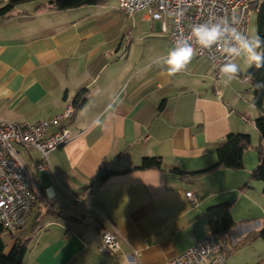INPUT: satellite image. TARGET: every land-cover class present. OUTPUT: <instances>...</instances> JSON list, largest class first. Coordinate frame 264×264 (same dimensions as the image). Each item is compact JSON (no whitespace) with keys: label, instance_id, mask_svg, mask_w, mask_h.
Listing matches in <instances>:
<instances>
[{"label":"crops","instance_id":"crops-1","mask_svg":"<svg viewBox=\"0 0 264 264\" xmlns=\"http://www.w3.org/2000/svg\"><path fill=\"white\" fill-rule=\"evenodd\" d=\"M48 1L20 2L0 20V118L34 123L84 101L67 123L72 138L48 153L50 171L35 169L36 148L16 147L40 195L6 249L25 242L19 264H126L131 249L144 264L165 261L208 233L207 206L245 194L252 151L243 169L213 168L216 145L249 126L258 134V111L250 100L253 122L240 112V76L225 87L202 58L167 76L170 41L145 12L128 17L118 0L63 10ZM144 156L161 168H135ZM105 229L119 237L113 257L98 248Z\"/></svg>","mask_w":264,"mask_h":264},{"label":"built area","instance_id":"built-area-1","mask_svg":"<svg viewBox=\"0 0 264 264\" xmlns=\"http://www.w3.org/2000/svg\"><path fill=\"white\" fill-rule=\"evenodd\" d=\"M249 2L250 0H118V7L128 17L143 11L151 20L159 21L170 41V50L175 47L178 38L187 39L197 50L195 56L212 63L220 77V68L230 59L224 52L227 42L210 49L201 48L191 36V28L212 15L236 16L239 20L237 27L247 33ZM244 79L249 81L247 76ZM74 109L73 103H69L61 113L34 123L0 118V223L9 232L14 233L24 226L40 195L33 174L20 158L16 147L36 148L40 159L35 163V169L50 171L48 153L72 138L67 123ZM49 129L53 130L48 132ZM185 196L195 204L196 195L193 191H186ZM118 240L116 230H103L99 251L110 257L115 256L119 251ZM221 247L222 240L208 231L186 250L152 264H224L225 257ZM126 264L144 263L139 259L138 251L131 249Z\"/></svg>","mask_w":264,"mask_h":264},{"label":"trees","instance_id":"trees-1","mask_svg":"<svg viewBox=\"0 0 264 264\" xmlns=\"http://www.w3.org/2000/svg\"><path fill=\"white\" fill-rule=\"evenodd\" d=\"M23 1L29 0H7L0 6V20L11 16L15 6ZM37 1V0H31ZM100 0H51L44 5L47 7L63 10L83 4L97 3ZM250 9L256 12L255 24L256 32L264 36V0H250ZM264 51V49H261ZM249 78V89L251 90V102L258 111V116L254 120L258 132L260 144L257 146V163L251 170L250 179L264 182V89L257 90L254 85L257 81H264V67L256 69L248 68L246 74ZM84 97L80 94L73 100L74 108L82 105ZM74 109V111H75ZM251 145L250 135L244 132H228L216 145V163L213 168L224 167L239 170L244 166L243 152ZM161 158L158 156H144L135 168L137 169H160ZM264 194V188L262 190ZM231 202L225 201L207 206L205 211L208 230L218 239L222 240L221 252L225 247L223 238L236 224L231 212ZM249 235L250 238L260 237L264 240V222L258 230H254ZM11 232L5 229L0 223V264H19L25 252V242L15 239L9 249H6L4 236H11ZM226 258V257H225Z\"/></svg>","mask_w":264,"mask_h":264},{"label":"rangeland","instance_id":"rangeland-1","mask_svg":"<svg viewBox=\"0 0 264 264\" xmlns=\"http://www.w3.org/2000/svg\"><path fill=\"white\" fill-rule=\"evenodd\" d=\"M255 18L256 12L251 8L248 16L247 34L256 33ZM236 62L241 68V80H238L239 82H234V85L237 87L236 99L238 101V106L241 108L240 112L244 113L247 118H250L253 122L255 118L253 116H255L256 112L250 102L251 94L249 91V84L243 79L249 67L243 60H236ZM250 128L249 126L251 132L247 133L253 139L248 149L252 151L253 161L251 168L253 169L257 163V149L252 147L258 144L256 136L258 134H255L253 129ZM249 173H251V170ZM246 186L248 187L245 190V194L241 196L236 194V197H231L232 199H229L235 200L230 206V211L236 222V226L223 238L225 247L222 254L226 257L225 264H264V240L260 237L250 238L249 236L252 234L251 232L263 226L264 194L262 190L264 188V182L250 179ZM4 238L6 239L7 237L4 236Z\"/></svg>","mask_w":264,"mask_h":264},{"label":"clouds","instance_id":"clouds-1","mask_svg":"<svg viewBox=\"0 0 264 264\" xmlns=\"http://www.w3.org/2000/svg\"><path fill=\"white\" fill-rule=\"evenodd\" d=\"M239 20L236 16H209L208 20L197 23L191 28V36L204 49H210L214 45L227 42L224 48L225 55L229 61L220 68V79L225 87L237 80L241 68L236 60H243L249 68L260 69L264 67V36L258 32L247 34L238 27ZM197 50L192 47L187 39H177L175 47L169 51L166 60V69H163L169 77H174L184 71L192 62ZM235 58V59H231ZM254 87L257 90L264 89V81H257ZM99 124V121H97ZM47 195L52 197L53 190H46Z\"/></svg>","mask_w":264,"mask_h":264}]
</instances>
